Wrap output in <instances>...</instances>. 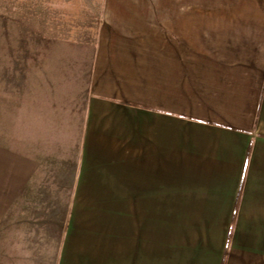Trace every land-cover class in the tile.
Instances as JSON below:
<instances>
[{
  "label": "crops",
  "instance_id": "crops-1",
  "mask_svg": "<svg viewBox=\"0 0 264 264\" xmlns=\"http://www.w3.org/2000/svg\"><path fill=\"white\" fill-rule=\"evenodd\" d=\"M102 3L55 250L0 145V264H264V0Z\"/></svg>",
  "mask_w": 264,
  "mask_h": 264
},
{
  "label": "rangeland",
  "instance_id": "rangeland-1",
  "mask_svg": "<svg viewBox=\"0 0 264 264\" xmlns=\"http://www.w3.org/2000/svg\"><path fill=\"white\" fill-rule=\"evenodd\" d=\"M102 7V0H0V145L45 173L23 194L22 209L37 224L53 214L54 250L68 200L57 188L81 153Z\"/></svg>",
  "mask_w": 264,
  "mask_h": 264
},
{
  "label": "trees",
  "instance_id": "trees-1",
  "mask_svg": "<svg viewBox=\"0 0 264 264\" xmlns=\"http://www.w3.org/2000/svg\"><path fill=\"white\" fill-rule=\"evenodd\" d=\"M121 103H122V104H124V105H131V104H129V103H126V102H121ZM239 196H240V192H239V195H238V198H237V202H236V208H237V205H238ZM235 212H236V209H235ZM230 237H231V235H229L228 243H229V241H230ZM228 243H227V245H228Z\"/></svg>",
  "mask_w": 264,
  "mask_h": 264
}]
</instances>
